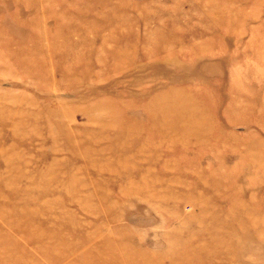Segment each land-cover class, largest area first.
I'll return each instance as SVG.
<instances>
[{
  "label": "rangeland",
  "instance_id": "obj_1",
  "mask_svg": "<svg viewBox=\"0 0 264 264\" xmlns=\"http://www.w3.org/2000/svg\"><path fill=\"white\" fill-rule=\"evenodd\" d=\"M0 264H264V0H0Z\"/></svg>",
  "mask_w": 264,
  "mask_h": 264
}]
</instances>
